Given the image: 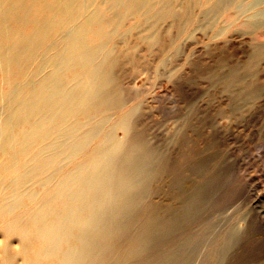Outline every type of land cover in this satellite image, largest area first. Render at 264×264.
I'll list each match as a JSON object with an SVG mask.
<instances>
[{"label":"bare ground","instance_id":"1","mask_svg":"<svg viewBox=\"0 0 264 264\" xmlns=\"http://www.w3.org/2000/svg\"><path fill=\"white\" fill-rule=\"evenodd\" d=\"M149 1L0 0V264H126L141 254L146 235L123 251L118 243L153 163L128 145L136 108L111 119L124 108L113 48L128 17L150 21L149 40L174 14L166 0L148 17ZM193 263L188 245L184 264Z\"/></svg>","mask_w":264,"mask_h":264},{"label":"rangeland","instance_id":"2","mask_svg":"<svg viewBox=\"0 0 264 264\" xmlns=\"http://www.w3.org/2000/svg\"><path fill=\"white\" fill-rule=\"evenodd\" d=\"M185 1L171 0L180 17L164 13L153 43L150 21L128 17L113 48L124 108L111 119L136 108L128 145L153 163L118 249L143 234L126 264H184L188 245L193 264H264V0Z\"/></svg>","mask_w":264,"mask_h":264}]
</instances>
